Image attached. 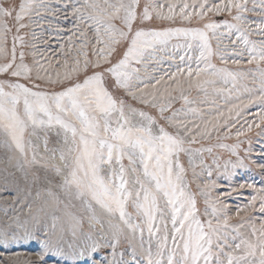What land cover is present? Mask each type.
I'll list each match as a JSON object with an SVG mask.
<instances>
[{
  "label": "snow or ice",
  "instance_id": "6c2138e0",
  "mask_svg": "<svg viewBox=\"0 0 264 264\" xmlns=\"http://www.w3.org/2000/svg\"><path fill=\"white\" fill-rule=\"evenodd\" d=\"M0 150V264H264V0H0Z\"/></svg>",
  "mask_w": 264,
  "mask_h": 264
},
{
  "label": "rangeland",
  "instance_id": "374dc122",
  "mask_svg": "<svg viewBox=\"0 0 264 264\" xmlns=\"http://www.w3.org/2000/svg\"><path fill=\"white\" fill-rule=\"evenodd\" d=\"M224 18H226V17L225 16L214 17V19H216L217 21L222 20ZM57 24L59 25L60 29H63V31L60 34L61 39L59 41L57 40V38L55 36V31H56ZM42 26H43V34L39 37V40L35 41L37 43V47L40 50L43 51L44 48H45V45L42 43V41L44 39H48L49 36L51 35L52 39L49 40V43L52 45V47L54 49L58 50L59 43L63 42V39L66 38V36L69 34L68 30L72 27V20H71V18H69L68 20H64L63 17H60L59 19H53L52 28L51 29L49 28V25H48V23L46 21L43 23ZM30 31L31 30H29V32ZM36 31L38 33H40V28H37ZM252 39H259V37H252ZM28 40L30 42H32L31 35L28 36ZM225 42H227V41H225ZM8 47H9V49L11 48V36H9ZM17 51L19 52V47H18ZM25 51L29 53V55L27 57V62H31V56H30L31 49L28 48V49H25ZM161 55H163V53H161ZM246 60H247V56L245 54V62H244L243 67L251 68V69L255 70L256 69V65H247ZM214 62H216L219 65L218 61L214 60ZM160 67L163 70H167L169 68H171L172 70H175V65L173 64V62L169 61L167 59L165 60V62ZM193 95H196V93L193 92ZM179 106H180L179 102H177L175 104V107H179ZM255 111H257V109L255 107L248 110L249 118H251L252 113H254ZM255 131H258V129L254 130V132ZM254 132L253 133H249V135L253 137V149L255 151H259L260 145L257 143V140L259 138L255 136ZM232 142H234V141L233 140L226 141V143H232ZM211 143L214 144L215 141L213 140ZM208 145H209V142H205V146H208ZM244 147H247V144H245ZM215 151L218 152V153H222L225 157L227 156V153L223 152V150H221V149H215ZM205 158H206L207 163L210 164L211 163V157L207 153H205ZM5 159H6V157H5L4 153H3V150H0V161H4ZM3 167H4V164L0 163V168H3ZM246 176H253L257 180H259L258 172L247 173ZM213 178H215V174H214ZM239 179H240V177L238 176L233 182L236 183ZM218 183L220 185H222L223 187L214 189L213 190V195L214 196L216 194H218L219 192H221V191H226L227 190V182L223 178H221L218 181ZM193 190H195V185H193ZM239 191L242 192L243 195H237V193H233L230 197H227V198L224 199V202L226 204H228V206H229V215H231L233 217V219L230 221V223L232 225H237V224L240 223L239 218L235 216L236 207L238 205H243L246 202V197L251 194V190L250 189H243V190H239ZM4 194L7 195V193H4ZM197 205L201 209V211H203L204 202H203V197L202 196H199V195L197 196ZM3 206L4 205L2 204V202H0V208H2ZM9 214H11V208H9ZM241 215H243V213H241ZM254 215L258 216L259 214L258 213H254Z\"/></svg>",
  "mask_w": 264,
  "mask_h": 264
}]
</instances>
